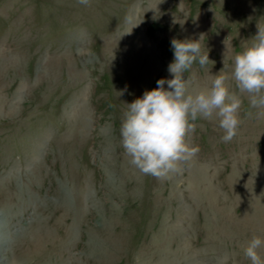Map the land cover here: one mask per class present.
I'll list each match as a JSON object with an SVG mask.
<instances>
[{
  "label": "rangeland",
  "instance_id": "374dc122",
  "mask_svg": "<svg viewBox=\"0 0 264 264\" xmlns=\"http://www.w3.org/2000/svg\"><path fill=\"white\" fill-rule=\"evenodd\" d=\"M261 26L264 0H0V264H250L242 245L264 237V115L248 114L234 80L237 135L198 120V152L167 178L129 164L119 129L126 104L172 78V39L203 35L211 63L185 73L203 87L230 76ZM36 224L50 233L39 248L16 236Z\"/></svg>",
  "mask_w": 264,
  "mask_h": 264
},
{
  "label": "clouds",
  "instance_id": "9594fccd",
  "mask_svg": "<svg viewBox=\"0 0 264 264\" xmlns=\"http://www.w3.org/2000/svg\"><path fill=\"white\" fill-rule=\"evenodd\" d=\"M77 3L89 6L90 0ZM202 36L196 40L172 39L174 59L168 65L172 78L157 80L155 89L126 104L120 143L129 164L141 174L163 179L179 172L180 165L198 152L187 142L198 120L215 122L223 131L224 142L237 135L242 100L227 86L229 78L239 94L247 95L248 114L254 109L256 115H264V26L258 27L251 43L234 55L230 76H212L211 84L203 87L194 85L190 77L185 79L194 63L201 67L211 63L205 45L201 51ZM242 249L250 264H264V237L253 235Z\"/></svg>",
  "mask_w": 264,
  "mask_h": 264
},
{
  "label": "bare ground",
  "instance_id": "6f19581e",
  "mask_svg": "<svg viewBox=\"0 0 264 264\" xmlns=\"http://www.w3.org/2000/svg\"><path fill=\"white\" fill-rule=\"evenodd\" d=\"M1 190V189H0ZM19 194V193H18ZM30 194H32V193H30ZM33 195V194H32ZM14 196H17V195H14ZM3 198V197H2ZM15 198H17V197H15ZM12 199V198H11ZM35 199V197L33 198V200ZM8 200V199H7ZM15 200H17V199H15ZM14 200V201H15ZM44 200V199H43ZM35 201V200H34ZM3 202V201H2ZM45 202V201H44ZM68 203V202H67ZM32 204V203H31ZM51 205V204H50ZM31 206V205H30ZM39 206V205H38ZM47 206V205H46ZM45 206V207H46ZM52 206V205H51ZM70 206V205H69ZM1 207V206H0ZM14 207V206H13ZM44 207V206H43ZM53 207V206H52ZM38 208V207H37ZM53 210H55L54 209V207L52 208ZM4 210V209H3ZM39 210H44V209H42V208H40ZM45 210H47V209H45ZM60 210V209H59ZM50 211V210H49ZM52 211V210H51ZM58 211V210H57ZM2 212V211H1ZM9 212V211H8ZM55 212H56V210H55ZM12 213V212H11ZM39 213H41V212H39ZM53 213V212H52ZM57 213V212H56ZM55 213V214H56ZM59 213V212H58ZM53 216V215H52ZM2 217H4L3 216V213H0V223H1V218ZM39 217V216H38ZM8 218V217H7ZM43 218V217H42ZM67 218V217H66ZM43 220V219H42ZM62 221H63V219H61ZM69 220V219H68ZM47 221V220H46ZM56 221V220H55ZM54 221V222H55ZM48 222H50V221H48ZM57 222V221H56ZM38 225L40 224V222H38L37 223ZM37 224L35 225L36 227H34L33 229H30L29 228V231H27V230H25L23 233H21L20 231H18L17 232V234H16V236L19 238V237H21L22 236V238H26V239H28L29 241H33V242H35V246L34 247H42V245H43V240H44V238L47 236V234H49L50 235V233L49 232H47V234H45V235H43V233L41 232V230L43 229V228H41L40 229V227H38L37 226ZM59 224H61V223H59ZM0 225H2V224H0ZM64 225V224H63ZM58 229V228H57ZM7 231H6V229H5V227L2 225L1 227H0V251L5 247V245L8 243L6 240H7V238H6V233ZM12 236V235H11ZM13 236H15L14 234H13ZM15 238V237H14ZM10 241V240H9ZM47 247V246H46ZM1 255V254H0ZM26 256V255H25ZM23 258V259H22ZM25 259L26 258H24L23 256L21 257V258H17V259H15V258H13V257H9L8 258V262H7V264H21L22 262H24L25 261Z\"/></svg>",
  "mask_w": 264,
  "mask_h": 264
}]
</instances>
